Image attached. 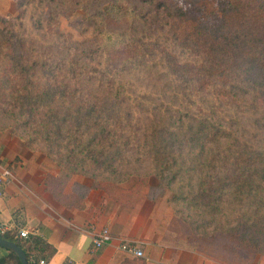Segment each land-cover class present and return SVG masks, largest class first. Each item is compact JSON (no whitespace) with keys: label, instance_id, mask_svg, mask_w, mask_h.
Returning <instances> with one entry per match:
<instances>
[{"label":"trees","instance_id":"obj_1","mask_svg":"<svg viewBox=\"0 0 264 264\" xmlns=\"http://www.w3.org/2000/svg\"><path fill=\"white\" fill-rule=\"evenodd\" d=\"M14 1L0 16V130L93 180L65 194L46 174V190L129 208L168 194L173 245L264 255V0ZM75 14L78 38L57 29ZM2 237L28 264L50 252ZM0 264L21 263L6 251Z\"/></svg>","mask_w":264,"mask_h":264},{"label":"crops","instance_id":"obj_2","mask_svg":"<svg viewBox=\"0 0 264 264\" xmlns=\"http://www.w3.org/2000/svg\"><path fill=\"white\" fill-rule=\"evenodd\" d=\"M32 156L28 152L12 170L0 161V172L6 167L13 177L3 186L0 221L19 240L42 238L50 246L44 258L49 264H264V255L244 249L225 260L173 245L168 241L169 222L162 221L156 201L142 199L129 208L110 200L101 190H91L84 199H65L62 204L46 190L41 159L33 163ZM101 228H108L112 239L90 251L92 234ZM20 229L28 231L26 238L18 236ZM123 241L138 245L144 257L122 251L119 244ZM6 251L0 248V255Z\"/></svg>","mask_w":264,"mask_h":264},{"label":"rangeland","instance_id":"obj_3","mask_svg":"<svg viewBox=\"0 0 264 264\" xmlns=\"http://www.w3.org/2000/svg\"><path fill=\"white\" fill-rule=\"evenodd\" d=\"M17 13L16 3L14 0H0V16L15 15ZM82 15H73L69 19H66L62 16L57 18V29L67 33L72 34L75 38H78V33L75 29V25L79 27L82 25L83 20L81 19ZM33 153L32 161L33 163L36 160L41 159L42 167L45 169L46 174H52L55 176V182H59L57 184L61 185V192H69L71 193L72 189L75 187V183H80L85 186H90L92 184V179L89 176L81 175L78 173L69 175L67 172L59 167L56 164V160L51 156H46L38 151H30L23 142L18 139L16 136L11 135L7 130H0V161L3 162L4 166L9 167V169H14L15 166H18V162H22L23 158L26 159L27 153ZM3 157V160L2 158ZM40 161V160H39ZM45 174V175H46ZM44 175V176H45ZM136 177L132 176L123 186L129 187L134 181ZM154 179L151 178V183H153ZM98 190L99 189H91ZM90 190V191H91ZM68 193V194H69ZM89 193V192H88ZM107 194V193H106ZM168 195V194H166ZM157 197L158 199L152 200L156 201V205L160 204V211L163 212L162 221H169L170 217L173 216V209L168 206L166 201L167 196ZM108 196V195H107ZM109 197V196H108ZM112 200V199H110ZM149 200V199H146ZM114 201V200H113ZM124 206V205H122ZM126 207V206H125Z\"/></svg>","mask_w":264,"mask_h":264},{"label":"built area","instance_id":"obj_4","mask_svg":"<svg viewBox=\"0 0 264 264\" xmlns=\"http://www.w3.org/2000/svg\"><path fill=\"white\" fill-rule=\"evenodd\" d=\"M11 171L4 167L0 172V197L3 194V186L12 179ZM9 230V226L6 223L0 221V237H2ZM28 231L26 229H20L18 232L19 237L26 238L28 236ZM112 237L108 228H101L99 231H94L92 234L91 247L90 251L100 248L103 245L108 244L111 241ZM119 248L132 255L133 257L142 258L144 257L143 251L140 247L131 241L120 242ZM32 264H49L47 259H38ZM64 264V263H63Z\"/></svg>","mask_w":264,"mask_h":264},{"label":"water","instance_id":"obj_5","mask_svg":"<svg viewBox=\"0 0 264 264\" xmlns=\"http://www.w3.org/2000/svg\"><path fill=\"white\" fill-rule=\"evenodd\" d=\"M0 248L11 251L17 255L21 264H28L23 250L13 241L0 237Z\"/></svg>","mask_w":264,"mask_h":264}]
</instances>
